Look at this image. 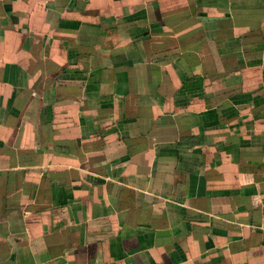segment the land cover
<instances>
[{
    "label": "crops",
    "instance_id": "obj_1",
    "mask_svg": "<svg viewBox=\"0 0 264 264\" xmlns=\"http://www.w3.org/2000/svg\"><path fill=\"white\" fill-rule=\"evenodd\" d=\"M0 264H264V0H0Z\"/></svg>",
    "mask_w": 264,
    "mask_h": 264
}]
</instances>
